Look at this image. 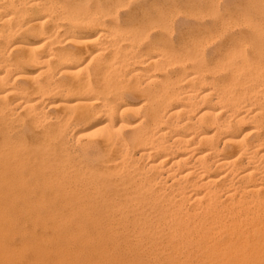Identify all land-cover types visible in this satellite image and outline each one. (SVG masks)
<instances>
[{
	"label": "bare ground",
	"instance_id": "bare-ground-1",
	"mask_svg": "<svg viewBox=\"0 0 264 264\" xmlns=\"http://www.w3.org/2000/svg\"><path fill=\"white\" fill-rule=\"evenodd\" d=\"M56 1L0 0V264H264V16L203 67Z\"/></svg>",
	"mask_w": 264,
	"mask_h": 264
},
{
	"label": "rangeland",
	"instance_id": "rangeland-1",
	"mask_svg": "<svg viewBox=\"0 0 264 264\" xmlns=\"http://www.w3.org/2000/svg\"><path fill=\"white\" fill-rule=\"evenodd\" d=\"M157 1H158V3H157ZM226 1L225 0H156V3H155V0H58V1H56V6L57 5L58 6L56 7L57 12H55V14H57L58 16H61V15L66 16V15H64V13L65 14L74 13L76 15L78 14V16H82L80 14L84 13L85 17H88L90 15L89 17L98 18V19H102V17L104 18V17L107 16L108 18L106 17V18L103 19L104 21L106 20L105 22L108 25L107 27L108 28L112 27L113 30L115 28H117L118 31H119V33H118V31L116 29L115 32L116 31L117 32H116V34H114V31L110 28V30L113 31L112 33L115 35V37H112V39L114 38L112 41H114V42L116 41L115 43H118V44H121V45H124V46L127 45V46H125L126 49H124V51H126L127 53H130V52H128V49H129L130 46L132 47V49H131V47H130V49H131V53H133V54H135V53L136 54H139V53L143 54V52H145V51H146L145 53H147L148 51L149 52H153V50L155 51V46H156V48H157L156 50L158 52L159 51H164V52L166 51L165 52L166 54L170 53L169 56H170L171 59H172V57H175V58H173L174 60L172 59V61H176L175 59H177L179 56L180 57L182 56V57L178 58V60H183V59L191 57L192 61H196L198 64H201L204 67V66H206V64L213 65L216 62L215 60L219 59L218 49L220 48L219 47L220 45H223V43L225 44L226 42H230L231 40H232V42H235L236 40L239 39L240 32H248V33H250L249 29H248V26L245 25V23L243 22L244 18H246V17L247 18H251V19L252 18H256L258 20V18H261V17L264 16V11H263L264 10V5H263V3H264L263 1L264 0H252V1L256 2V3L251 2V0H245V1L244 0H238V1H236V0H226ZM229 1H231V2L233 1V2L231 3ZM60 4H61L62 7L60 6L61 8L58 9ZM153 5H156V6H154V8H153ZM242 6H243V8H242ZM260 7H263V8H260ZM244 8H245V10H243ZM260 9L263 11V13H262V11ZM136 10H137V12H136ZM141 10H142V12L140 13L139 11H141ZM228 11H229V13H228ZM87 12H89V13L91 12V13H94V14L97 13L99 16L97 14H96V16H94V14H91V13L89 14ZM221 12H223V13H221ZM240 13L243 14L244 17H242L240 15ZM59 14H61V15H59ZM84 14H83V16H84ZM103 14L104 15L106 14V15L104 16ZM130 14H133V15L131 16ZM129 16H131V17H129ZM220 16H221V18L223 20L220 18ZM203 17H204V19H203ZM212 17H213V19H212ZM123 18H124V20H123ZM206 18L211 19V22H210V20H207ZM233 18L235 19V22L237 21L236 25H235V22H234ZM107 19H109V20H107ZM127 19L131 22V24H130V22ZM145 19H148L150 24L153 23L152 24L153 26L150 25V28H149L148 21L145 20ZM213 20H214L215 23L213 22ZM240 20H242V21H240ZM113 21L115 23H113ZM120 21H122L124 24L122 22H120ZM124 21L125 22L128 21L129 23L128 22L125 23ZM151 21H152V23H151ZM207 21H208V23H207ZM223 23L225 25V28L223 26ZM229 23H232V24L229 25ZM242 23L244 24V26H243ZM263 23H264V19L258 23V26L262 29V31L264 33V24ZM122 24L125 25V26H123ZM211 24H212V27L210 26ZM154 25L155 26L158 25V26H156V28H155ZM160 25L163 26V28L160 27ZM227 25H228V27H227ZM237 25H240V27L237 26ZM241 25H242V27H241ZM233 26L234 27H236V26L239 27V30H238L237 27L234 28ZM152 27H154V28L152 29ZM157 27H159V28H157ZM223 28L226 29V30H224ZM150 29H152L153 32L150 31ZM164 29H167V30H164ZM221 29H223V31ZM157 30H158V32H157ZM160 30H161V32H160ZM209 30H211V32ZM236 30L238 31V33H237ZM155 31H156L157 34H155ZM206 31H207L208 34H206ZM218 32L219 33L221 32L223 34H221V33L219 34ZM127 33H129V34H127ZM133 33H135V34H133ZM143 33H147V34H143ZM185 33H187V34H185ZM209 33H212V34H209ZM139 34H141V35H139ZM203 34H204V36H201ZM214 34L217 35V36L219 34L220 35V36H218L219 38L215 37ZM211 35H213V36H211ZM225 35H226V37H225ZM124 36H125V38H124ZM152 36L154 38H152ZM207 36H208V38H212L213 40H215V38H217V39H216V41H212V43H211V39H209L208 42L209 41L210 42H209V45H208L207 41H205V38ZM120 37L122 39H125V41L124 40L121 41L122 39ZM128 37H130L131 40L129 39L127 41ZM132 37L134 38V40L136 38H138V40L137 39L135 40V41L138 42V45H137V42L134 43L132 41V39H133ZM144 37L145 38L148 37V39L147 38L145 39ZM190 37H191L192 40L190 39ZM197 38H199V40ZM119 39H121V40H119ZM189 39H190V41H189ZM195 39H197V40L195 41ZM202 39H204V41L207 44L202 43L203 42ZM148 40H149V42H148ZM224 40H226V41L224 42ZM191 41H193L194 43H192ZM200 41H201V43H200ZM129 42L130 43L133 42L132 43L133 45L130 44ZM140 42H142L141 43L142 45L140 44ZM215 43L218 46L215 45ZM143 44H145L144 47H146V48L143 47ZM201 44L204 47H206V45H207V47L204 48L202 46V48H204V49H202L200 47ZM90 46H92V43H90ZM198 46L201 48V52H200V49H199ZM161 47L164 50L163 49L161 50ZM248 47H249L248 51H250V46H248ZM136 48H139V49H136ZM130 49H129V51H130ZM134 49H136V50L133 51ZM196 49H197V51H196ZM179 51L181 52V54L179 53ZM212 52H214V53H212ZM154 53H156V51ZM171 53H173V56H172ZM205 54H208V55H205ZM185 56H187V57L185 58ZM167 58H168V56L166 57V59ZM208 58H209V60H208ZM167 61H169V60H167ZM187 62H185V63H187ZM178 63H181V62H178ZM178 63L176 62V64H175V69L176 70L178 69V66H179ZM82 65H84V63ZM188 66H190V63H189ZM88 69L90 70V72L87 71ZM88 69L86 71L88 73H90L94 77L95 76V71L93 70L94 69L93 64L90 65L88 67ZM110 72L112 73V70H110ZM110 72H107V74L108 73L110 74V75L108 74V77H109L108 79H112L111 77H113ZM107 74L105 73V75H107ZM114 74H116V71L113 72V75ZM112 81H113V79L111 80V82ZM123 92H124L123 94H124L125 98L128 97V99H130V98H132V96L138 97V95H129V94H127L129 92L128 88L126 89V91L124 90ZM126 95H127V97H126ZM142 113H143V111L141 112V114ZM120 129L121 128H119V130ZM25 136L27 137V138L25 137L27 140L30 139L29 136H27L26 134H25ZM83 139H82V141H83L82 143H84V141H86L85 139L84 140ZM82 143H80L81 145L76 143L75 145L74 144H72V145L69 144L67 146V148H68L67 151L70 154V158H73L74 160H77V159L81 160L82 158H84V153L82 152V147H80V146H82ZM71 146H73V147H71ZM73 148H76V149H73ZM72 150H73V152H72ZM15 222H16L15 223L16 230H26L25 233H24L25 236H29V234L32 231V229L36 230V233H39L41 231L40 230V226L34 228V227L31 226L30 223L25 222L24 219H22V218L18 219ZM17 237L19 238V235H16V241L18 239Z\"/></svg>",
	"mask_w": 264,
	"mask_h": 264
}]
</instances>
